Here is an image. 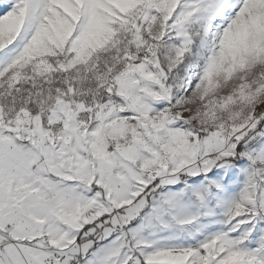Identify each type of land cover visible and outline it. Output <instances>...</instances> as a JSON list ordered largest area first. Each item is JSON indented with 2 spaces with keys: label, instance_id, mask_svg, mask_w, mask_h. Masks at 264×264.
I'll return each mask as SVG.
<instances>
[{
  "label": "snow or ice",
  "instance_id": "obj_1",
  "mask_svg": "<svg viewBox=\"0 0 264 264\" xmlns=\"http://www.w3.org/2000/svg\"><path fill=\"white\" fill-rule=\"evenodd\" d=\"M0 264H264V0H0Z\"/></svg>",
  "mask_w": 264,
  "mask_h": 264
}]
</instances>
